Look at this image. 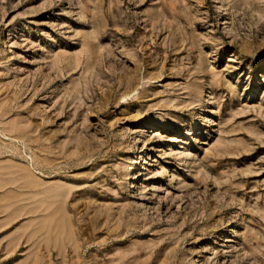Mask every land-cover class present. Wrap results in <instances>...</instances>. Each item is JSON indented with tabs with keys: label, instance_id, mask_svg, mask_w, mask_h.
I'll use <instances>...</instances> for the list:
<instances>
[{
	"label": "rangeland",
	"instance_id": "obj_1",
	"mask_svg": "<svg viewBox=\"0 0 264 264\" xmlns=\"http://www.w3.org/2000/svg\"><path fill=\"white\" fill-rule=\"evenodd\" d=\"M0 264H264V0H0Z\"/></svg>",
	"mask_w": 264,
	"mask_h": 264
},
{
	"label": "bare ground",
	"instance_id": "obj_2",
	"mask_svg": "<svg viewBox=\"0 0 264 264\" xmlns=\"http://www.w3.org/2000/svg\"><path fill=\"white\" fill-rule=\"evenodd\" d=\"M222 21L224 22V20H223V19H222ZM223 22H222V23H223ZM224 23H225V22H224Z\"/></svg>",
	"mask_w": 264,
	"mask_h": 264
}]
</instances>
